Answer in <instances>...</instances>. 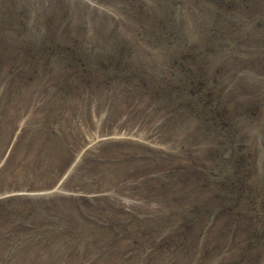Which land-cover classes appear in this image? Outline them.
Listing matches in <instances>:
<instances>
[{
	"label": "rangeland",
	"instance_id": "1",
	"mask_svg": "<svg viewBox=\"0 0 264 264\" xmlns=\"http://www.w3.org/2000/svg\"><path fill=\"white\" fill-rule=\"evenodd\" d=\"M0 39V264H264V0H0Z\"/></svg>",
	"mask_w": 264,
	"mask_h": 264
},
{
	"label": "trees",
	"instance_id": "2",
	"mask_svg": "<svg viewBox=\"0 0 264 264\" xmlns=\"http://www.w3.org/2000/svg\"><path fill=\"white\" fill-rule=\"evenodd\" d=\"M9 42L7 40H1L0 39V46H8ZM67 50H72L74 47V44H71V46H66ZM50 52L47 50V53H54V52H64L62 47H57L56 45H50L49 46ZM49 57V56H48ZM76 56L73 53H68L66 54V58L71 59V58H75ZM47 71H48V67H47ZM14 73V72H13ZM37 73V69H32L30 68V66L28 67V71L26 73L21 74V77H19V79L16 77L15 78V82L17 80L22 82H18L20 84V86L23 88L24 91L26 92H30V95L33 93V91L35 92L36 88H37V83L39 82V76L36 75ZM15 76V73H14ZM13 76V77H14ZM80 80V78H79ZM78 80V82H73V83H68V82H48L49 85H51L52 87L56 88L57 91L58 90H62V93H66L67 96L72 97V98H79V97H85L86 96V91H84L85 87L83 86L84 82L81 79L80 81ZM100 82V79H99ZM104 83V82H102ZM15 148H12L11 152H13ZM168 244H170L171 242L169 241H165ZM172 245H176L175 243H171Z\"/></svg>",
	"mask_w": 264,
	"mask_h": 264
}]
</instances>
